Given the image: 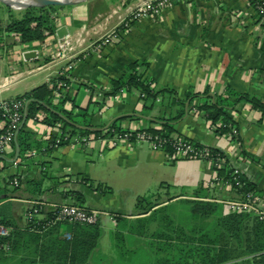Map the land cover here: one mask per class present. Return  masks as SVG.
Instances as JSON below:
<instances>
[{
  "label": "crops",
  "instance_id": "crops-1",
  "mask_svg": "<svg viewBox=\"0 0 264 264\" xmlns=\"http://www.w3.org/2000/svg\"><path fill=\"white\" fill-rule=\"evenodd\" d=\"M92 1L94 0L88 3ZM85 8L84 5L73 8L80 12L82 18V21L80 19L76 23L70 22L73 29L69 32L74 36L76 46L96 39L107 29L112 28L120 16L118 8L111 6L109 16L90 26L87 24L91 23L95 16L107 11L105 8L97 9L90 6L92 18L85 20ZM88 45L78 53L72 64L60 73L59 78L64 81L65 86L53 94L54 103L65 96L67 99L63 103V108L66 111L79 112L88 107L92 128H105L112 120L120 117L123 118L120 124L128 129L157 128L162 119L177 116L183 110V115L172 122L174 133L201 145L221 150L229 164L238 168L241 174L254 184L258 193H264V112L253 108L245 100L236 103L228 111L238 131V138L234 139L230 133L214 132L213 126L203 112L197 109L198 104L209 99L203 92L208 91L211 96H226V87L236 92H246L264 102V35L248 0H178L158 16L132 21L128 29L117 28L115 36L110 37L108 42H100L93 47ZM17 56L16 60L14 56L7 58L6 63L3 61L4 57L0 56V82L4 80L6 71L8 74L13 73V77L17 73L20 74V57ZM133 61L146 63L137 68L153 79L155 89H166L157 95L151 108H143V101L135 89L103 97L101 89L108 88L110 79L126 74L128 64ZM47 77L42 78L39 85L42 83L51 85L58 81L55 80L58 77L55 73H49ZM18 83L20 79L14 80L13 84L8 86L2 82L0 99L14 98L33 88L32 86L22 93L10 94ZM187 95H190L188 99ZM78 97L79 104L76 103ZM191 97L193 98L188 103ZM184 99L186 100L182 107L175 101ZM90 105L97 109L95 115V110L90 109ZM26 128L32 133L33 138L40 142L41 149L47 146L52 138L63 133L61 124H45L35 119H30ZM72 137L67 143L48 148L44 152L30 150L35 151L34 156H30L28 154L30 151H26L23 157L20 158L18 155L14 162L1 159L2 177L15 175L21 178H36L40 177L41 171H45L48 177L44 178L43 187L47 191H43L37 198L47 204L69 203L72 202V196L67 193L68 190L82 193L78 185L84 183L82 178L85 177L67 173L72 169L69 167L72 156L75 152L90 155L108 150L107 159H117L124 166L134 167L137 174L135 188L140 190L137 192L158 190L162 194L166 190L168 192L182 190L195 193L207 188L210 201L221 204L222 214L235 213L229 212L225 205V201L233 197V194L226 190L221 193L209 186L213 169L206 161L190 158L172 160L164 150L151 148L144 143L104 146L101 137L93 136H88L90 141L87 146L77 147ZM14 152V144H11L3 156L10 159ZM65 154L68 155L65 157L68 160H64L68 164L66 172L58 173L54 182L50 181L52 176L47 172L52 166L50 159H61ZM162 183L168 184V189L164 185L160 186ZM100 184L102 188L107 186ZM21 192L20 198L15 200L23 202L26 208L31 202H26L28 194L23 189ZM54 192L61 194L55 195ZM174 200L176 198L172 201ZM86 206L95 211L100 208ZM111 212L132 214L135 209L131 212L125 209L109 210L115 227ZM250 215L255 217L253 214ZM17 218L19 226L25 227L21 213ZM62 227L64 229L57 237L51 236L55 238L54 240L45 236L52 243L49 250L51 254L56 252L54 242H63L72 235L74 227L72 224H63ZM99 227L102 231L100 223ZM32 232L35 236L43 235L45 231ZM65 234L70 236L66 237ZM41 242V239L34 241L25 235L21 238L16 237L15 248L12 249L10 244L8 251L0 249V263L13 264L14 261V264H28L25 263L26 258L29 260L38 258V255H34L33 249ZM147 245L155 254L156 264H167L164 262L167 257L164 251L156 249L149 242ZM33 264L40 263L36 261Z\"/></svg>",
  "mask_w": 264,
  "mask_h": 264
},
{
  "label": "trees",
  "instance_id": "trees-1",
  "mask_svg": "<svg viewBox=\"0 0 264 264\" xmlns=\"http://www.w3.org/2000/svg\"><path fill=\"white\" fill-rule=\"evenodd\" d=\"M248 2L254 10L256 21L260 22L262 15L256 7L255 0H248ZM33 9L36 8L28 7L22 17L10 19L6 26L8 32L17 34L20 37L21 42L42 40L45 36L43 34L44 29L48 30V34L53 33L54 24L49 22L48 16L45 14L36 15L33 13ZM32 23L34 24L32 25ZM145 64V62L138 61L128 64L126 74L119 78L110 79L108 88L101 89L103 97H111L120 91L135 89L139 92L140 99L143 101V108H151L157 95L166 91V89H155L153 79L137 68ZM55 80L60 81L62 79L58 76ZM58 90L56 89V82L51 85L42 83L15 97L22 102V111L26 110L27 115L23 127L16 136L20 158L23 157L26 151L44 152L48 150V148L42 150L40 142L33 138L32 133L27 130V121L30 119L51 125L61 124L62 134H67L68 140L75 134L105 137L112 131L121 134L129 131L132 134L137 131H147L159 135L164 140L163 150L168 156L172 155L173 138L171 135L174 134L175 130L172 122L183 115V110L177 116L162 119L160 126L157 128L130 130L120 124L122 117L112 120L105 128H92L93 125L89 118L91 114L88 112V107L81 109L79 112L66 111L63 108V103L67 99L65 96L60 97L58 102H53V94ZM226 91V96H211L208 91L203 92V95L209 99L198 104L197 109L203 112L205 118L213 126L214 132L218 134L230 133L234 139H237L238 136L231 133L236 126L228 111L239 101L245 100L253 108L264 112V102L258 97L246 92H236L230 87H226ZM189 97L190 95H187L186 99ZM192 98L189 99L188 103L191 102ZM186 99L175 101L182 107ZM50 108L62 114L63 117H60ZM38 110H41L40 115L36 114ZM75 124L80 125V127ZM68 140L62 139L60 145L67 143ZM191 141L196 147L202 146L194 140ZM13 144L14 142H12ZM209 150L211 156H219L220 158V162L216 166L218 176L225 179L229 178L234 167L229 164L226 155L216 148L209 147ZM171 159L175 160L177 158ZM13 177L15 175L0 178L2 181V185H0V224L10 229L9 236L1 238L0 241L8 240L13 249L15 248L16 237L21 238L25 235L30 240L38 241L41 239L42 242L33 249L34 255H38V258L30 260L26 258L25 263L33 264L38 261L40 264H106L110 261L108 258L101 263H95L93 260V249L97 247L98 238L102 233L99 222L92 225L72 224L75 228L72 227L73 231L70 238L63 242H54L56 252L51 254L49 250L52 243L47 238L54 240L55 238L51 236L57 237L64 229L62 225L67 223H56L45 228L43 227L44 221H40L41 224L37 228L45 232H43V235L33 236L34 232L30 231L28 226L23 228L19 226L12 209L8 210L4 207L7 201L20 198L16 196L15 191L24 185L23 190L28 194L26 202L41 203L45 208L47 203L42 202L37 196L45 191L43 180L48 176L45 171H41L40 177L36 178H21L18 176V185L11 187L9 182ZM86 179V177H83L82 181L87 183ZM239 180L242 184L237 186L236 192L247 190L259 192L254 184L241 173ZM163 185L168 189V184H160V186ZM89 186L91 187L92 183H89ZM99 188L104 192L110 190L108 186L102 188V185L97 183L94 189ZM207 192L209 190L203 188L201 191L187 196L189 197L186 200L189 209V220L187 222L175 220L169 211L171 201L181 195L169 196L166 200L160 201L161 196L158 190L137 196L134 203L135 212L132 214L111 212L115 221V229L112 231L111 237L118 256L128 253L133 254L137 251L138 246H144V243L149 242L151 246L167 254L164 260L167 264H264V223L249 213L222 214L220 211L221 204L211 202ZM67 193L72 196V202L69 203L85 210H91L85 205V198L81 192L68 190ZM165 194L168 195L169 192L166 190ZM47 241L48 244H46Z\"/></svg>",
  "mask_w": 264,
  "mask_h": 264
},
{
  "label": "rangeland",
  "instance_id": "rangeland-1",
  "mask_svg": "<svg viewBox=\"0 0 264 264\" xmlns=\"http://www.w3.org/2000/svg\"><path fill=\"white\" fill-rule=\"evenodd\" d=\"M90 1L91 0L82 1L76 4L32 6V8H36L33 9V13L36 15L45 14L48 16L49 22L54 24L53 33L48 34V30L44 29L43 34L45 36L42 40L21 42L20 37L17 34L8 32L6 26L10 19L22 17L27 8L15 9L0 0V56L4 57L3 61L6 63L7 58H12L14 56L16 60L18 57L17 55H19L21 65L20 74H15V77H12L13 73L8 74V71H6L4 80L0 82V85L3 82L5 86H8L13 84L14 80L20 79V83L16 85L15 89L10 94H14V92L22 93L25 89H30L32 86L34 87V85H39L40 80L47 77L49 73H55L56 76H59L60 73H63V70L68 68L67 66L72 64L74 58L83 48L89 43L88 47H91V44L98 41L111 28L107 29L93 41L89 40L84 45L82 43V46H76L75 38L69 32L73 29L70 22L74 21V23H76V21L80 19L82 21V18H80V12L73 9L75 6L84 5L86 7L84 10V19L92 18V10L89 9L90 6L96 7L97 9H106L107 12L99 13V16H95L96 18L93 19L91 23L89 22L87 24L90 26L98 22L101 18L109 16L111 12L109 8L111 6L113 8H118L117 10L120 16L117 17V21L114 24L116 25L123 17L152 0H94L89 4L88 2ZM33 24L34 23H32V25ZM18 50L19 53H17ZM79 100L78 97L76 100L77 104H79ZM92 108L95 110V115L97 109L90 105V109ZM36 114L40 115L41 110H38ZM107 151L108 150L101 152L100 154L95 152L90 155L75 152L72 156V163H70L69 166L72 169H69L70 172H67L71 175L79 174L87 178V183L78 185L83 191L85 205L100 207L96 210L100 216L99 223L102 227V235L99 239L97 248L93 251V260L95 263H101L105 262V259L108 258V260H110L108 262L109 264H156L155 254L150 251L146 243H144V246H138L135 253H128L123 256H118L113 245L111 233L115 227L113 226L108 211H122L123 209L130 212L134 211V203L137 195H145L150 192H137L140 190L135 188L137 174L134 167L124 166L122 163L118 162L117 159H107ZM66 156L68 157V155L65 154L61 159H50L52 161V166L50 169H47V172L52 176L50 181L54 182L58 173H63L66 167H68V164L64 161L68 160L65 158ZM0 164H2L1 160ZM2 174L3 171H0V178ZM89 183H92L91 187L88 186ZM97 183H103L109 186L110 192H104L101 188L94 190L93 188ZM0 185H2L1 179ZM60 188L62 189V187ZM22 189L23 185L15 191L16 196L20 197ZM49 190L50 189H48V191ZM59 193L61 194V192H54L55 195ZM177 194L181 196L171 201L169 211L175 220L187 222L189 220V209L186 200L189 198L187 196L194 194L193 192L171 190L168 195H165V192H163L162 194L160 193V201L166 200L167 197ZM24 206L25 204L18 200L7 201L4 205L6 209H12L16 218L20 213L23 215ZM131 246H133V244H131ZM12 263L14 264V261Z\"/></svg>",
  "mask_w": 264,
  "mask_h": 264
},
{
  "label": "built area",
  "instance_id": "built-area-1",
  "mask_svg": "<svg viewBox=\"0 0 264 264\" xmlns=\"http://www.w3.org/2000/svg\"><path fill=\"white\" fill-rule=\"evenodd\" d=\"M178 0H152L147 2L140 8L134 10L127 16L123 17L116 25L110 28L98 41H95L91 46H95L100 42L106 43L109 38L115 36L116 29H128L132 21L141 18H150L158 16L165 8L171 6ZM256 7L260 11L262 17L259 23L262 35H264V0H255ZM92 46V47H93ZM68 67V66H67ZM13 77V76H12ZM65 86L63 80L56 82V89ZM22 102L17 98H3L0 99V155H3L8 147L12 144L15 136V130L22 119ZM134 130V129H130ZM233 135H238L236 128L232 129ZM173 138L172 148L173 153L170 158H190L200 159L208 162L213 169V175L209 186L219 192L223 193L224 190L231 192L233 196L225 201L226 208L229 212H243L255 215V217L264 223V193L260 194L255 191L247 190L243 192H236L237 186L242 183L239 180L240 171L238 168H233L229 178H222L218 176L216 166L220 162L219 156H211L208 146H194L193 142L184 136L174 133L171 135ZM71 138V137H70ZM69 138V139H70ZM68 140L67 134L60 133L52 138L46 148H55L60 145L61 140ZM73 143L77 147L87 146L90 138L86 135H77L72 137ZM104 146H116L124 143H147L151 148L163 150V139L157 135L147 131H137L132 134L130 131L126 133H117L112 131L105 137H101ZM30 156L35 155V151L28 152ZM18 176L13 177L9 182V186L15 187L18 185ZM42 202V199H40ZM23 221L25 226L31 231H41L37 228L40 221H44L43 227H49L56 223L67 224H85L92 225L99 222V214L95 210H85L77 207L71 203L60 204H47L44 208L43 204L31 203L23 211ZM10 229L0 224V239L8 237ZM69 237V234H65ZM10 243L8 240L0 241V249L8 251ZM1 264V263H0Z\"/></svg>",
  "mask_w": 264,
  "mask_h": 264
},
{
  "label": "water",
  "instance_id": "water-1",
  "mask_svg": "<svg viewBox=\"0 0 264 264\" xmlns=\"http://www.w3.org/2000/svg\"><path fill=\"white\" fill-rule=\"evenodd\" d=\"M1 1H3V0H1ZM4 3H5V2H4ZM48 4H59V5H61V3L57 2V1H47V2H42V3H23V4L20 5L19 8L21 9V8H28V7H32V6H44V5H48ZM7 5H8V4H7ZM10 7H11V6H10ZM50 109H51V108H50ZM51 110H52V109H51ZM52 111H54V110H52ZM54 112L57 113L60 117H63V115L60 114L59 112H57V111H54ZM26 118H27L26 110H24V112H23V114H22L21 122H20V124L18 125L17 129L15 130V136H14V140H13V142H14V147H15L14 156H13L12 158L8 159V158H6L5 156L0 155V159L7 160V161H9V162H14V161L17 159L20 150H19V145H18V143H17L16 136H17L18 132L21 130V128L23 127V125H24V123H25V121H26ZM75 125L80 127V125H78V124H75ZM90 129H92V128H90Z\"/></svg>",
  "mask_w": 264,
  "mask_h": 264
},
{
  "label": "bare ground",
  "instance_id": "bare-ground-1",
  "mask_svg": "<svg viewBox=\"0 0 264 264\" xmlns=\"http://www.w3.org/2000/svg\"><path fill=\"white\" fill-rule=\"evenodd\" d=\"M47 1H57L61 4H76L87 0H3V2L15 9H18L23 3H42Z\"/></svg>",
  "mask_w": 264,
  "mask_h": 264
}]
</instances>
